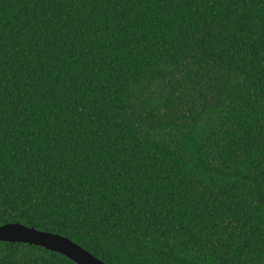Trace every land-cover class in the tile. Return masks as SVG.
<instances>
[{
    "label": "trees",
    "instance_id": "obj_1",
    "mask_svg": "<svg viewBox=\"0 0 264 264\" xmlns=\"http://www.w3.org/2000/svg\"><path fill=\"white\" fill-rule=\"evenodd\" d=\"M7 224L105 264H264V0H0Z\"/></svg>",
    "mask_w": 264,
    "mask_h": 264
},
{
    "label": "water",
    "instance_id": "obj_2",
    "mask_svg": "<svg viewBox=\"0 0 264 264\" xmlns=\"http://www.w3.org/2000/svg\"><path fill=\"white\" fill-rule=\"evenodd\" d=\"M0 241L40 247L60 254L74 264H105L64 236L38 231L21 224L0 226Z\"/></svg>",
    "mask_w": 264,
    "mask_h": 264
}]
</instances>
